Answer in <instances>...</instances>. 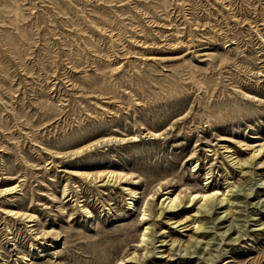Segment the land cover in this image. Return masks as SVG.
Wrapping results in <instances>:
<instances>
[{
    "label": "rangeland",
    "instance_id": "rangeland-1",
    "mask_svg": "<svg viewBox=\"0 0 264 264\" xmlns=\"http://www.w3.org/2000/svg\"><path fill=\"white\" fill-rule=\"evenodd\" d=\"M262 146L264 0H0V190L18 186L0 195V264H264V166L235 165ZM230 183L236 215L204 221L210 254L207 239L171 253L193 208L139 247L163 194Z\"/></svg>",
    "mask_w": 264,
    "mask_h": 264
},
{
    "label": "bare ground",
    "instance_id": "bare-ground-1",
    "mask_svg": "<svg viewBox=\"0 0 264 264\" xmlns=\"http://www.w3.org/2000/svg\"><path fill=\"white\" fill-rule=\"evenodd\" d=\"M134 139H135V141H138L137 137H134ZM263 149H264V146H262L258 149L257 148L253 149L251 151V156L248 159H246L244 161L238 160L237 162H235V165H238L241 167L242 173L244 175H246L248 173L246 171L250 167L254 168L257 166H264V162H261V160H260L262 154L264 153ZM193 165H194V167H198V163H196V164L194 163ZM91 174L88 172L74 171V175L72 174V176L83 177L85 179H89L90 176H92ZM132 176H133L132 174L124 173V172L103 171V172L98 173L96 176L93 175L91 177V179H93L95 177L94 180L103 179V182H105V180H107L106 183H112L114 181V184H117L118 182L121 183V181H123V180L132 179ZM211 179H212V176H211V173H209L207 176V181L209 182ZM239 182H241V181H239ZM240 184L230 183L229 186L227 187V191L225 194L223 192L221 193L217 189H215V190L214 189H212V190H210V189H207V190L196 189L195 191H193L189 194V197L186 199V202L181 199V194L175 195L174 197L167 196L169 194V192L163 194L164 197L160 203V207L154 215L151 211H147L146 209L143 210V212H142V214H143L142 215V221H145L147 223L145 224L146 226L144 228L139 247H144V246L148 245V242L150 240L149 237L154 231V226L156 225L155 224L156 221L167 219L168 215L173 216L175 213H180L183 209L193 208L195 211V214L193 216L196 219L195 223H192V224H195L193 226V231H195L194 232L195 236L191 237L186 245L181 244V240L180 241L179 240H173L171 247H175V249L171 248V253L173 250L174 251L173 256H177L178 254H179L178 256H180V254H182V253H186L189 255L190 254H196L197 250L201 248L199 246L203 243V240L207 239V241L204 243L205 248L202 249V252L206 251V252H208V254H210L209 251H211V250L209 249V247H210V243H211L212 239H208L210 236H208L207 238L203 237L204 234H207L205 232V230L207 228H206V225L204 223V221L207 220V218H208L206 216L208 214H210L211 212H213V209L220 207V209H224L222 214H223V216L225 215V217L222 216V217L218 218V220L219 219L221 220L223 218H225L224 220H227L228 216H230V219H232L236 215V212L234 211V209L237 208V205H239V204H236L237 202L234 201V199L232 198L233 196H231L230 194L235 193L237 186H239ZM17 189H18V186L5 188L3 190H0V195L9 196V195L17 194ZM126 190L129 191V189H126ZM160 190L163 191V188H159L158 192H160ZM154 197L155 196H153V199H154ZM248 197H249V195L245 196V198H248ZM258 204H260V203H258ZM258 204H256V205H258ZM146 205H148V204H146ZM4 214H6L8 217H16L18 219L24 218L25 220H28V223H33L35 221L34 216H32L28 213L15 212V211L7 210V211H5ZM200 215H202V217ZM155 218H156V220H155ZM201 218H203V219H201ZM154 220H155V222H154ZM173 220H174V218L169 219L167 222L169 226H172L171 229H178V228H181V226H182V229L188 227V226H183V225H185V222H184L185 220H183V219H178V220H175L174 222L170 223ZM216 220H217V218H216ZM207 221H209V220H207ZM214 221H215V219H214ZM192 224H190V225H192ZM232 228H234V227L230 226L229 229L222 234V236H221L222 239L225 237L227 232H229ZM161 230H162V233H161L162 240L160 242H161V247H163V246L168 245V243H166L165 235H168L167 238L170 237L169 236L170 232H166L165 229H161ZM241 239H242V235L240 234L238 237L232 239L231 241L236 242V241H239ZM130 260L134 262V261H137L139 259L137 258V255L134 254V256ZM224 264H233V262L228 261L227 263H224ZM253 264H256V263L253 262Z\"/></svg>",
    "mask_w": 264,
    "mask_h": 264
}]
</instances>
